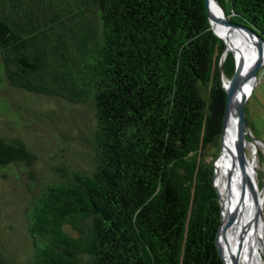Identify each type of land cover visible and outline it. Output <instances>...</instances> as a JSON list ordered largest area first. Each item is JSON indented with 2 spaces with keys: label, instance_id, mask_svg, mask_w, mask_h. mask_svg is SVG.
<instances>
[{
  "label": "trees",
  "instance_id": "16d2710c",
  "mask_svg": "<svg viewBox=\"0 0 264 264\" xmlns=\"http://www.w3.org/2000/svg\"><path fill=\"white\" fill-rule=\"evenodd\" d=\"M216 2L264 38V0ZM224 51L204 0H0L8 84L91 120L85 161L51 166L28 196L27 255L0 248V264H220L214 160L235 67ZM34 158L0 135V167Z\"/></svg>",
  "mask_w": 264,
  "mask_h": 264
},
{
  "label": "rangeland",
  "instance_id": "374dc122",
  "mask_svg": "<svg viewBox=\"0 0 264 264\" xmlns=\"http://www.w3.org/2000/svg\"><path fill=\"white\" fill-rule=\"evenodd\" d=\"M252 86L244 115L247 129L258 142L249 139L243 124L245 137L256 147V151L246 148L245 153L250 160L254 153L257 157L253 170L258 185L256 198L263 202L264 216V63L257 69ZM90 126L86 106L13 88L0 68V135L21 138L35 155L30 166L0 167V248L13 261L21 262L30 248L25 232L28 196L51 178V166L85 161L83 140ZM219 149L220 139L216 158Z\"/></svg>",
  "mask_w": 264,
  "mask_h": 264
},
{
  "label": "bare ground",
  "instance_id": "6f19581e",
  "mask_svg": "<svg viewBox=\"0 0 264 264\" xmlns=\"http://www.w3.org/2000/svg\"><path fill=\"white\" fill-rule=\"evenodd\" d=\"M209 9L217 19L221 18L220 11L213 0H209ZM212 28L222 40H225L226 51H232L235 60L238 61L243 55L245 56L232 107L222 130L221 149L214 166L213 182L220 195L223 220L228 212H235L224 233L223 257L226 264H264V221L260 214L263 202L257 198L255 200L254 195L249 191L248 181L241 170L237 156L239 149H253L252 144L245 137L238 108L252 87L250 70L258 60V55L264 57V45L261 46L256 41L251 40L247 33L228 29L217 21H213ZM239 32L243 33L244 36H240ZM244 127L247 133L248 129L245 125ZM245 164L251 182L256 185L258 190L253 172L254 165L257 164L255 153L252 160L246 157Z\"/></svg>",
  "mask_w": 264,
  "mask_h": 264
},
{
  "label": "water",
  "instance_id": "95a60500",
  "mask_svg": "<svg viewBox=\"0 0 264 264\" xmlns=\"http://www.w3.org/2000/svg\"><path fill=\"white\" fill-rule=\"evenodd\" d=\"M213 1L215 2V4L217 5V7H218V9L220 11V14H221V18L220 19H217L215 16H213L211 14L210 9H209V0H204L205 5H206V9H207V12H208V20H209V23H210V26H211L212 30H213V28H212L213 21H217L221 25L227 27L228 29H235V30H239V31H241L243 33H247L248 35H250L251 40L256 41L261 46L264 45V38L261 35H259L256 31H254L251 28H248V27H245V26H242L240 24H237V23H234V22L230 21L228 18H226L223 8L216 2V0H213ZM223 42L225 44V51L222 54V58L226 54V43H225L224 39H223ZM230 53H231V56L233 58L235 67H234V71H233V74L231 75V77L229 79H224L223 80V85H224L225 90H226V103H225L224 113H223V116H222L220 138H221L222 130L224 128L226 119H227L228 112H229L230 108L232 107L234 93L236 91V86H237L238 80H239L240 69H241L242 63H243L244 58H245V56L243 55L237 61V60L234 59V55H233L232 51H230ZM263 63H264V57L262 56L251 67L250 75H251L252 79L254 80V83H255L256 71ZM252 87H251L249 93L251 92ZM249 93H248V95H249ZM248 95H246L244 97V99L240 102L239 108H238L240 122L242 124H244L247 128H248V126H247V123H246V120H245V115H244V103H245ZM247 135H248L249 139L258 142V140L256 138L252 137V135L250 134L249 129H248ZM220 149H221V146H220ZM237 156H238V159H239V162H240L241 170H242L245 178L248 181L249 191L254 195V198L256 200L257 188H256V185L251 182L250 174H249L247 165L245 164V161H246L245 150L244 149H239L238 152H237ZM242 161H244V162H242ZM214 162H215V160H214ZM214 173H215V167H214ZM213 178H214V175H213ZM213 186H214V188H215V190H216V192L218 194L220 207L222 208L220 195H219V192H218L214 182H213ZM234 213L235 212H228L226 217H225V219L223 220L222 212H221L222 223H221V225H220V227L218 229L217 236H216V249H217V256H218V260H219L220 264H226L225 260H224V257H223L222 242H223L225 230L228 227V225L231 223ZM260 214H261V219L264 221V216L262 214V211H260Z\"/></svg>",
  "mask_w": 264,
  "mask_h": 264
},
{
  "label": "flooded vegetation",
  "instance_id": "af4514ba",
  "mask_svg": "<svg viewBox=\"0 0 264 264\" xmlns=\"http://www.w3.org/2000/svg\"><path fill=\"white\" fill-rule=\"evenodd\" d=\"M245 131V130H244ZM250 141V140H249ZM250 143L252 144V146H253V150L254 151H256V147H255V144L254 143H252L251 141H250ZM257 158V157H256ZM257 165V164H256ZM259 191H261L260 189H259ZM259 193V192H258ZM263 194V193H262ZM263 196H264V194H263Z\"/></svg>",
  "mask_w": 264,
  "mask_h": 264
}]
</instances>
